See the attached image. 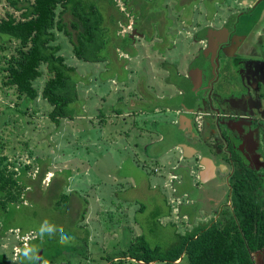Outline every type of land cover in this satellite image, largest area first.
<instances>
[{"label": "rangeland", "instance_id": "374dc122", "mask_svg": "<svg viewBox=\"0 0 264 264\" xmlns=\"http://www.w3.org/2000/svg\"><path fill=\"white\" fill-rule=\"evenodd\" d=\"M98 2L105 27L100 37L106 41L99 43V60L79 59L72 38L57 31L60 53L76 68L79 93L71 104L73 118L59 124L50 119L52 106L44 98L26 103L13 88L3 85L4 55L9 56L16 43L4 46L0 40V152L8 156V167L21 177L24 187L21 198L7 209L0 204V255H5L0 264H111L106 258L126 250L136 236L143 234L152 245L166 250L182 235L194 232L191 226L204 219L205 207L195 200L189 205L183 201L190 220L170 218L180 202L173 198L176 191L168 183L173 163L166 161L172 155L156 158L162 164L155 171L157 161L145 154L149 139L144 138L137 149L147 165L132 164L136 130L130 141L118 136L117 129L127 125H122L113 108L123 110L120 98L124 95L135 108L151 109L149 116L141 115V121L146 119L143 126L175 142L180 131L171 124L175 116L166 106L187 100L178 87L188 90L189 83L179 71L187 72L190 59L204 45L195 40L196 34L203 35L208 25H223L231 16L238 18L243 4L240 0ZM8 9H12L9 0H0V18ZM64 17L76 33L72 15L67 12ZM136 24L144 35H136L137 55L132 56L136 51L126 48L127 35ZM226 68L222 63L221 74ZM46 77L37 81L40 89ZM156 105L164 111L154 113ZM168 142L157 143V150L167 149ZM224 149L230 156L226 144ZM179 169L180 176L184 173V178L193 181L187 168ZM259 178L263 186L264 179ZM256 195L264 201V187Z\"/></svg>", "mask_w": 264, "mask_h": 264}, {"label": "trees", "instance_id": "16d2710c", "mask_svg": "<svg viewBox=\"0 0 264 264\" xmlns=\"http://www.w3.org/2000/svg\"><path fill=\"white\" fill-rule=\"evenodd\" d=\"M98 1L9 0L12 9L0 18L2 45L16 43L13 52L4 55L3 85L13 88L26 103L40 96L44 98L52 106L49 117L57 124L73 118L75 110L71 104L79 99L76 68L60 53L57 31L72 38L79 59L99 60L97 50L102 48L99 43L106 41L100 37L105 27ZM111 1L116 4L115 0ZM67 12L73 17L71 24L76 33L65 20ZM45 74L47 77L40 89L37 81ZM8 164V156L0 152L2 209L18 201L24 188L19 181L21 177H15ZM231 188L233 208L225 211L222 220L182 235L166 250L152 245L143 234L136 236L126 250L106 260L111 264H256L253 254L264 250V208L256 195L260 188L259 173L237 164ZM0 260L5 262L4 254Z\"/></svg>", "mask_w": 264, "mask_h": 264}, {"label": "crops", "instance_id": "0c3cea01", "mask_svg": "<svg viewBox=\"0 0 264 264\" xmlns=\"http://www.w3.org/2000/svg\"><path fill=\"white\" fill-rule=\"evenodd\" d=\"M240 2L243 4V7L238 11V18L236 19L239 33L237 40L241 39V41L238 42L237 47H239L242 41L244 42L243 51L241 52V58L245 65L243 72L247 71V74L253 78V84L250 90H247V94L243 96H241L239 91H231L226 88L221 89L218 99H222V101L216 103L215 100V109L212 110V123L214 124L210 123L209 128L216 135L218 133L217 127H219V121L222 119L223 124L225 123L230 127L231 131L237 136L235 144L238 146V154L249 167L257 171L261 178L264 179V0H240ZM195 38H198L197 34ZM156 93L158 92L153 91L154 95ZM120 100L123 103V110L113 108V112L121 122H124L122 125L126 124L127 127L118 128V136H125L127 141L134 138L136 140L133 147L134 153L132 154V159L129 161L137 166L141 164L147 165V160L140 158L137 146L139 141L144 142V138H148L149 140L144 144L147 151L145 154L152 155L153 160L157 161L155 171H159L161 169L160 164H162V161L160 162L156 158L172 155L171 159H168L166 163H173L171 167L172 171H170L172 173L171 180L168 182L176 191L174 192L176 196L173 198L189 202L187 205L192 204L195 200L205 207L203 212L205 215L204 219L200 224L191 226L193 228L192 231H198L200 227L209 221L216 220L219 209L224 204L232 203L231 178L235 166L233 165V161H231V157L221 147V144L224 145V142H217L216 137H212L210 141L204 143V140L197 138L194 133L192 109L182 108L181 105H178L166 106V111H170L175 116L171 120V124L176 126L180 131L178 139L171 144V142H168L169 139L167 137L157 136L156 129L152 127L151 129H147L143 126L146 119L141 121V115L146 114L149 116L151 109L146 110L145 108H141L140 105H137L139 107L135 108L134 106L136 105H133V102L129 101L124 95ZM260 108L263 109H261V112H258ZM163 109V107L156 105L153 108V112L158 113L164 111ZM100 114L102 113L100 112ZM251 115L261 121L262 126L256 127L251 121L252 119L249 118ZM131 117L134 118L131 119ZM153 120L155 121L154 124H156L157 121ZM138 122H140L139 125H136ZM133 129L136 130L134 138L132 135ZM167 142L169 143L167 149H163L162 151L157 150L160 148L159 145L156 146L157 143L165 144ZM162 148H165V146ZM154 154L160 156H153ZM178 168L181 171H186L184 168H187L193 181L189 182L190 180L186 179V177L184 178V173L180 176L176 172ZM194 174L195 177H192ZM164 187L166 186L164 185ZM262 187L264 185H260L258 193ZM192 190L193 193L191 192ZM195 192L197 193L196 196ZM203 200L204 203H202ZM165 202H168L167 198ZM259 203L264 208V201L261 200ZM174 211L175 216L170 212V218L174 217V220L177 218L190 220L191 218V214L187 212V208L183 204L180 209L179 205L178 207L175 206ZM207 220L209 221L202 223ZM254 259L256 264H262V260L264 259L263 250L256 252Z\"/></svg>", "mask_w": 264, "mask_h": 264}, {"label": "flooded vegetation", "instance_id": "af4514ba", "mask_svg": "<svg viewBox=\"0 0 264 264\" xmlns=\"http://www.w3.org/2000/svg\"><path fill=\"white\" fill-rule=\"evenodd\" d=\"M236 18L237 17L231 16L224 21L223 25L218 27H214L212 25L204 27V34H200L198 38H195V40L199 42L203 41L204 45H202L196 55L190 59L186 67L187 72L181 73L179 71V74L184 76L183 80L189 83L188 85L186 82V85L190 87L188 90L185 86L178 87L179 93L187 97L186 102H183L181 106L182 108L192 109L191 112L193 113L194 133L197 138L204 140V143L210 141L212 137H216V141H220L222 143V141L224 142L223 139L227 136V134L232 135L230 133L231 131L227 128L228 126L225 123L223 124L221 121L222 119L219 121L221 136H219V133L216 135L213 134L209 128L210 123L214 124L212 123V110L215 109V100L216 103L222 101V99H218L219 91L226 88L231 91H239L241 96H243L247 94V90L249 91L253 84V78L247 74V71L243 72L245 65L243 59L241 58L242 48L237 47L238 43L236 41L234 44H230V42L228 44H221L215 53L209 51L204 55V52L210 47V39L207 36L209 28L221 30L229 27L231 29V33L229 35L230 41L231 39L236 38L239 34L237 30L238 22ZM143 23L144 21L141 22L142 25ZM137 27L138 25L136 24L131 33L127 35L130 41L128 42L126 48L131 51H133V49L137 50V48L133 45L136 35H144L138 31ZM147 38L149 40L151 39L150 37ZM136 55L137 51L132 56ZM222 63H225L227 66L223 74H221ZM261 109L263 108H260L258 112H261ZM249 118L252 119L251 121L256 127L262 126L261 121L252 117V115ZM154 123L155 121L153 120L152 124L155 125ZM224 145L221 144L223 150H225ZM237 148L238 146L235 143L234 146H227L228 151L231 153L230 157L231 161H233V165L236 166L237 164H243L244 166H248L243 158L238 154ZM262 180L263 179L261 178V181ZM182 204L183 201H180L179 209ZM232 208V203L224 204L218 211V218L214 221H209L204 226H210L213 223L222 220L225 211Z\"/></svg>", "mask_w": 264, "mask_h": 264}, {"label": "water", "instance_id": "95a60500", "mask_svg": "<svg viewBox=\"0 0 264 264\" xmlns=\"http://www.w3.org/2000/svg\"><path fill=\"white\" fill-rule=\"evenodd\" d=\"M230 33H231V29L229 27H226L225 29H221V30L209 28L207 36L210 39V47L204 52V55L209 51H212L215 53L221 44H228L229 42H230V44H234L235 41L237 43L239 41H241V39L237 40V37L234 39H231L229 41ZM243 43L244 42L242 41L238 47V48H242V51H243V47H244ZM216 111H218V109H216ZM227 128L231 131L230 127H227ZM217 129H218L219 136H221V128L217 127ZM230 133L232 135L227 134V136H225L223 140L227 146H229V145L234 146V143H235V140L237 139V136L232 131ZM263 252H264V250H263ZM254 254H253V258H254Z\"/></svg>", "mask_w": 264, "mask_h": 264}]
</instances>
